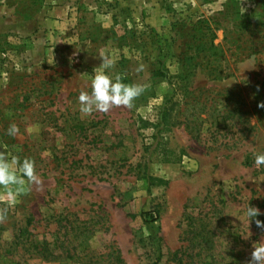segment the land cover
<instances>
[{
	"label": "rangeland",
	"instance_id": "obj_1",
	"mask_svg": "<svg viewBox=\"0 0 264 264\" xmlns=\"http://www.w3.org/2000/svg\"><path fill=\"white\" fill-rule=\"evenodd\" d=\"M40 4L0 0V26L12 21L0 152L33 160L41 180L19 194L0 185V264H250L264 244V0H145L100 25L85 17L73 63L51 39L41 62L24 33ZM96 50L111 68L92 64ZM99 71L143 87L131 108L79 111Z\"/></svg>",
	"mask_w": 264,
	"mask_h": 264
},
{
	"label": "crops",
	"instance_id": "obj_2",
	"mask_svg": "<svg viewBox=\"0 0 264 264\" xmlns=\"http://www.w3.org/2000/svg\"><path fill=\"white\" fill-rule=\"evenodd\" d=\"M41 4L38 7L35 16L32 18L33 23H35V29H29L30 31L24 33H34L35 36L33 39L36 41L34 45L38 48L40 47V51H38V55H42L41 62L47 61V56H44V46L49 45L46 44L48 39L53 40L51 44H54V47L60 48L62 51L61 56L59 55L57 58V62L59 63H73L74 53L79 54L77 46L80 41L79 31L84 26L83 22L86 21L87 17L90 16L91 22L90 24L96 23V25H100L99 16H103L105 19H111L113 15L120 16L122 14L126 15L128 13V9L134 14L139 12V1L140 3H144L145 0H40ZM143 7H148L151 9L150 12H153L152 9L156 6H152L149 4L144 5ZM158 9V8H157ZM106 13V14H105ZM8 16L3 20V25L0 26V34L8 33L11 28V17ZM109 16V17H108ZM86 17V19H84ZM93 17H95L93 19ZM119 18V17H118ZM120 19V18H119ZM98 22V23H97ZM13 24V23H12ZM112 23L107 22L103 25V29L105 31L111 28ZM52 30L51 33L55 34L54 38H52L48 32ZM53 29H56L54 31ZM71 31L75 33L72 34V38L64 33L65 31ZM77 31V32H76ZM55 32V33H54ZM18 35V34H16ZM20 36V35H19ZM28 36V35H27ZM24 35L23 37H27ZM31 38V35H29ZM71 41V42H69ZM94 47L99 46L98 44L92 45ZM73 48L72 51L67 50L65 52V48ZM64 50V51H63ZM75 50V52H74ZM97 51V50H96ZM70 52L72 55H70ZM97 54L91 57L89 60L94 65L101 64V58ZM40 61V60H39Z\"/></svg>",
	"mask_w": 264,
	"mask_h": 264
},
{
	"label": "clouds",
	"instance_id": "obj_3",
	"mask_svg": "<svg viewBox=\"0 0 264 264\" xmlns=\"http://www.w3.org/2000/svg\"><path fill=\"white\" fill-rule=\"evenodd\" d=\"M99 56L102 58L99 68L107 70L112 67L110 59ZM90 86V94L82 91L78 96L79 111L84 115H91L93 112L107 113L113 107L131 108L135 98L144 90L141 85L123 83L119 76L113 79L106 71L95 73ZM259 107L264 108V103ZM18 132L19 128L15 124H11L7 130L9 136H15ZM254 164L257 167L264 166V153L255 155ZM25 184H41L34 161L30 158L21 161L17 156L9 159L6 152H0V185L5 188L17 186L16 194H19L24 190ZM245 215L251 220L260 215V212L257 208L248 206ZM255 223L257 227L264 229V222L257 219ZM250 264H264V244L255 246Z\"/></svg>",
	"mask_w": 264,
	"mask_h": 264
},
{
	"label": "trees",
	"instance_id": "obj_4",
	"mask_svg": "<svg viewBox=\"0 0 264 264\" xmlns=\"http://www.w3.org/2000/svg\"><path fill=\"white\" fill-rule=\"evenodd\" d=\"M157 76L162 77V74H157ZM193 102H194V100H193ZM142 182H144V184L148 185V184H150V178H148L147 176H144ZM260 221L264 222V219H260ZM255 225H256V224H255ZM256 226H257V225H256ZM261 229H262V228H261ZM262 231H263V233H264V229H262ZM199 240H200L201 242H203V238H202V237H201ZM205 240H206V239H205ZM205 240H204V241H205Z\"/></svg>",
	"mask_w": 264,
	"mask_h": 264
}]
</instances>
